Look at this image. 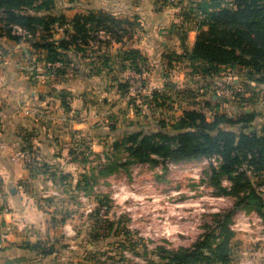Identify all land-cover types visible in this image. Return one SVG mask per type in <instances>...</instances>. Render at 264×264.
<instances>
[{
    "label": "rangeland",
    "instance_id": "374dc122",
    "mask_svg": "<svg viewBox=\"0 0 264 264\" xmlns=\"http://www.w3.org/2000/svg\"><path fill=\"white\" fill-rule=\"evenodd\" d=\"M198 2L56 0L53 15L61 13L71 18L83 10L82 6L106 5L110 8L106 12L133 24L121 44L104 43L95 51L103 69L98 67L105 72L102 75L110 72V76L116 77L113 82L118 87L128 88L122 94L125 106L117 109L116 117L123 122L113 125L117 129L115 137L110 135L93 141L82 134L74 138L66 148L68 157L65 158L67 171L74 173L62 172L56 175L57 181L54 179V192L49 200L59 199L62 193L66 195L63 199L77 203L76 209L72 207L64 215L68 217L71 211L77 210L78 220L71 224L75 235L63 236L67 248L62 254L68 255L69 246H77L79 254L69 255L64 264H172L168 260L169 252L192 248L219 216L228 213L234 233L230 264H264V218L244 204L237 206L239 199L218 196L219 191L210 183L209 164L205 160L180 164L161 162L154 166L132 162L124 149L113 148L115 139L137 130H157L161 121L173 122L184 110L204 111L209 120L214 113L234 117L252 111L258 116L254 128L260 129L264 118V91L256 90L249 70L223 67L215 74L206 75L201 72V64L193 65L186 59L200 21L199 13L194 12ZM230 3V0H207L203 8L225 7ZM25 13L37 14L31 8ZM58 32L57 37L61 35ZM31 40L34 41V37ZM155 41L158 47L166 46L158 54L164 57L158 65L159 71H154L149 60V69L145 68L142 76L137 77L138 73L123 64L120 57L126 51L123 44H128L126 49L132 47L140 53L139 46L143 44L151 53ZM33 53L31 43L25 40L16 44L0 39V57L38 58ZM144 54L141 55L145 57ZM128 67L131 74H126ZM37 69H34L35 74L39 72ZM244 78L247 83L243 82L241 87L234 85L233 79ZM221 85L233 91L234 99L218 94ZM136 86L143 90L133 91ZM154 93H158L156 102ZM206 103L211 106L209 109L205 108ZM126 107H131L132 111H127ZM63 186L67 187L62 190ZM223 187L229 190L231 184L225 180ZM101 209H105L103 216ZM101 221L116 227V233L104 235L99 229ZM54 258L50 263L59 264Z\"/></svg>",
    "mask_w": 264,
    "mask_h": 264
},
{
    "label": "trees",
    "instance_id": "16d2710c",
    "mask_svg": "<svg viewBox=\"0 0 264 264\" xmlns=\"http://www.w3.org/2000/svg\"><path fill=\"white\" fill-rule=\"evenodd\" d=\"M198 1L194 12L199 13L200 21L193 47L187 49V61L201 64V72L206 75L215 74L223 67L246 69L255 84L264 85V0H230L228 6L211 9L203 8L207 0ZM55 5L56 0H0V39L16 44L23 40L31 43L37 60L57 74L62 70L52 66L61 62L66 69L70 53L88 56L93 44L110 43L102 34L121 44L128 28L133 27L130 21L106 11L79 12L71 18L61 13L53 15ZM30 8L37 14H26ZM58 30L62 34L57 37ZM121 57L138 74L149 69L148 59L135 49H126ZM153 99L158 101V93L153 94ZM206 107L211 106L206 103ZM257 118L251 111L234 117L214 113L209 120L203 112L185 110L173 122L161 121L157 130L130 132L116 139L113 148L124 149L132 162L154 166L161 162H201L220 156L219 164L210 163L208 168L210 183L219 191L218 196L239 199L237 206L244 204L264 218V122L257 130L254 128ZM22 137L27 139V135ZM41 168L44 174L56 179L48 165ZM30 169L35 171L34 167ZM225 180L231 184L229 190L223 187ZM230 224V213L219 216L192 248L169 252L168 260L172 264H230L234 237ZM99 229L104 235H113L117 230L107 221H101ZM27 248L41 252L43 257L54 254L52 247L41 243L28 244Z\"/></svg>",
    "mask_w": 264,
    "mask_h": 264
},
{
    "label": "crops",
    "instance_id": "0c3cea01",
    "mask_svg": "<svg viewBox=\"0 0 264 264\" xmlns=\"http://www.w3.org/2000/svg\"><path fill=\"white\" fill-rule=\"evenodd\" d=\"M106 7L82 6L80 12L110 9ZM102 38L116 44L107 35L102 34ZM194 41L195 38L189 44V50ZM157 43L155 41L150 48L151 53L143 44L139 46L141 54L149 52L144 54L145 58L152 62L156 72L164 58L158 54L166 48L163 45L158 47ZM127 45L123 44V50ZM96 50L99 47L93 44L88 56L70 53L69 66L59 74L44 62L37 61V67V57H0V264H51L52 257L56 263L64 264L69 255L79 254L77 246H69L68 255L62 254L67 248L64 247L67 243L63 236L75 235L71 224L78 220L77 210L71 211L68 217L64 215L72 207L76 209L77 203L63 199L66 195L62 193L59 199L53 197L54 200H49L55 183L41 167L51 165L48 166L49 171L56 175L74 173L67 171L65 166L66 148L75 141L74 138L82 134L93 141L110 135L115 137L116 122H123L116 116L117 109L125 106L122 94L126 92L113 82L116 77L110 76V70L106 71L108 75H102L105 72L101 71V59ZM23 53L27 54L25 50ZM35 68L39 70L36 74ZM127 69L126 74H131V68ZM44 72H47L45 76ZM243 82L248 81L245 78L233 79L238 87ZM256 86V90L264 91V85ZM125 109L132 111L131 107ZM23 135H27V139H23ZM24 144L30 145L39 156L34 172L17 158ZM36 243L52 247L54 254L45 258L41 252L27 248L28 244Z\"/></svg>",
    "mask_w": 264,
    "mask_h": 264
},
{
    "label": "built area",
    "instance_id": "2783aa9c",
    "mask_svg": "<svg viewBox=\"0 0 264 264\" xmlns=\"http://www.w3.org/2000/svg\"><path fill=\"white\" fill-rule=\"evenodd\" d=\"M19 33H22V30L19 28H15ZM52 66V65H49ZM64 66L63 63L58 62L54 64L52 67L54 68H62ZM141 74H138L137 77H141ZM222 86V85H221ZM132 87H130L131 89ZM133 91H138V90H143L140 87L136 86L132 88ZM218 94L226 96L227 98H233L234 99V93L231 91L228 87L222 86ZM17 158L20 159L26 168H33L36 167L39 164V156L35 150H33L28 144H24L22 146L21 151L17 154ZM222 160L220 156H214L213 158L210 159H205V162L210 165V163H213L215 166L219 164V162ZM2 182L0 179V195L2 194ZM56 194V193H54ZM105 213V209H101V216ZM232 229V227H231Z\"/></svg>",
    "mask_w": 264,
    "mask_h": 264
}]
</instances>
